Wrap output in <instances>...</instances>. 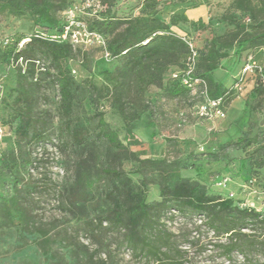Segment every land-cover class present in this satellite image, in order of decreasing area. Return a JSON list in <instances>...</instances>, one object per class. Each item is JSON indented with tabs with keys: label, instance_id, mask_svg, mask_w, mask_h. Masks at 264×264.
<instances>
[{
	"label": "rangeland",
	"instance_id": "obj_1",
	"mask_svg": "<svg viewBox=\"0 0 264 264\" xmlns=\"http://www.w3.org/2000/svg\"><path fill=\"white\" fill-rule=\"evenodd\" d=\"M145 2L49 0L40 16L0 4V264H156L135 256L124 244L122 230H113L109 223L93 230L91 221L112 207L110 195L121 197L128 188L142 191L151 205L159 202L168 170L201 183L210 195L233 199V209L253 210L264 220V95L251 98L250 83L242 91L232 89L250 58L264 67V45L240 46L264 31L262 3L160 0L163 20L190 10L192 21L208 26L172 28L176 37H194L201 55L199 73L204 74L207 61L214 62L217 69L210 79L229 90L226 117L207 120L198 117L199 96L169 93L180 62L168 67L159 86H147L126 57L106 59L103 46L78 25L87 30L105 17L128 21L143 13ZM194 6L199 9L191 10ZM63 25L69 27L74 45L66 61L77 81L72 120L87 122L90 133L84 146L72 144L63 130L59 90L50 76L54 70L39 55L43 68L34 114L46 124L48 138L29 144L15 133L23 104L16 103L17 76L8 45L38 30L56 33ZM105 71L118 78L110 93L102 88ZM93 85L102 90L93 91ZM119 95L127 105V117L116 108ZM98 113L104 114L125 149H114L98 138ZM128 123L134 128L130 139ZM240 138L244 142L236 146ZM109 170L120 178L107 174ZM176 209L171 204L159 213V227L185 264H264V223L238 224L237 230L251 237H242V248L228 256L224 251L232 241L229 235L215 232L202 214Z\"/></svg>",
	"mask_w": 264,
	"mask_h": 264
},
{
	"label": "trees",
	"instance_id": "obj_2",
	"mask_svg": "<svg viewBox=\"0 0 264 264\" xmlns=\"http://www.w3.org/2000/svg\"><path fill=\"white\" fill-rule=\"evenodd\" d=\"M264 12V0H260ZM49 0H0V4L9 6L17 12H29L33 16H40L41 11L48 5ZM160 0H146L143 13L128 21L114 20L112 17H105L99 21H94L87 26L90 33L101 35L105 41L106 49L111 55V59L126 57L131 63V68L140 76L142 82L147 86H159L164 78L169 66L181 63V71L187 66L188 58L191 54L189 45L183 40L184 37H176L172 28L180 24H189L194 30L201 26L206 30L207 25L203 21H192L181 12L173 14L169 21L162 19L159 13ZM194 6L191 9L198 8ZM110 8V6H108ZM64 25L57 29L56 33L49 32L48 29L38 30L30 36H23L18 39L14 46H9V55L12 65L15 66L17 76V104H23L16 115L19 123L15 133L17 137L26 143H41L48 138L45 129L46 124L42 119L36 118L34 114L36 93L40 87L38 73L43 68L40 65L39 55L50 63L54 70V83L57 85L60 96V109L65 119L63 130L69 133L72 144L81 147L87 142L90 127L87 122H73L75 88L77 81L71 71L66 67V61L74 53V45L68 39H52V36H61L64 32ZM190 38L194 43V37ZM26 43L21 47L20 44ZM195 45V43H194ZM264 45V31H257L253 36L240 42L242 48H255ZM12 46V47H11ZM197 51L195 67V77L207 81L209 97L211 99L225 98L229 95V90L219 82L210 79L217 66L211 65L210 61L204 67V74L199 73L200 51ZM182 74L175 77L169 93L173 96H182L190 91L182 85ZM104 78L106 85L103 90L111 91V85L117 87L118 78L112 73L105 71ZM264 67L262 73L255 70L246 74L242 81V88L251 84V98L264 95ZM236 82V81H235ZM235 84V83H234ZM233 84V87H234ZM232 87V89H233ZM94 85L92 90L100 92ZM234 90V89H233ZM119 112L124 117L128 116L127 105L122 95L116 98ZM97 119L98 138L106 141L114 149H125V143L119 138L118 133L111 128L103 113L94 116ZM244 117V113L243 116ZM128 134L133 135V127L128 123ZM128 139V136H127ZM128 139V140H129ZM244 142L243 138L235 143L240 146ZM213 156L217 157L216 154ZM107 174L114 178H120V173L107 171ZM161 200L153 205L147 202L145 194L140 191L135 193L132 188L123 191L121 197H112V207L104 214L95 217L91 221L92 229L102 228L105 223H109L113 230L124 232V244L134 251L135 256L144 258L147 262L156 264H185V262L174 253L172 241L165 231L159 227V218L162 212L168 211L171 204H175L176 210L190 209L193 212L207 217L213 230L217 233H225L231 237L230 244L225 246L226 255L242 248L238 241L251 236L241 233L236 226L247 221L264 223L260 219L261 215L250 209H233V199H222L221 197L210 195L206 188L199 182L183 178L179 171L168 170L164 175V184L160 192ZM233 212L236 215H232ZM233 239H235L233 241Z\"/></svg>",
	"mask_w": 264,
	"mask_h": 264
},
{
	"label": "built area",
	"instance_id": "obj_3",
	"mask_svg": "<svg viewBox=\"0 0 264 264\" xmlns=\"http://www.w3.org/2000/svg\"><path fill=\"white\" fill-rule=\"evenodd\" d=\"M90 4V3H89ZM84 28L85 32L88 33L90 37H94L102 46H103V53L106 59H111L110 53L106 49V44L103 37L97 33H90L84 27V24H78ZM71 33H69V27L64 29V32L61 36H52V39H68L71 38ZM75 36V35H74ZM183 40L189 45L190 48V56L187 61V66L184 71L179 74L181 76V82L184 87H186L190 93H194L195 95L199 96L202 101L199 102L198 106V117L201 119H224L226 117L225 113V104L223 98L218 99H211L209 97V88L208 83L206 80L195 77V67H196V60H197V51L195 49V45L190 38L184 37ZM255 70H258L262 73V67L257 65L256 63H251V58L248 63L245 64L243 67L242 73L240 77H238L237 81L234 84L233 89L235 91H242V81L246 74L253 73ZM264 83V79H263Z\"/></svg>",
	"mask_w": 264,
	"mask_h": 264
},
{
	"label": "crops",
	"instance_id": "obj_4",
	"mask_svg": "<svg viewBox=\"0 0 264 264\" xmlns=\"http://www.w3.org/2000/svg\"><path fill=\"white\" fill-rule=\"evenodd\" d=\"M197 9H199V8H197ZM191 10H192V9H191ZM193 10H195V9H193ZM189 12H190V10H189V11H186L185 14L188 16ZM188 18L190 19L189 16H188ZM191 20H192V19H191Z\"/></svg>",
	"mask_w": 264,
	"mask_h": 264
}]
</instances>
